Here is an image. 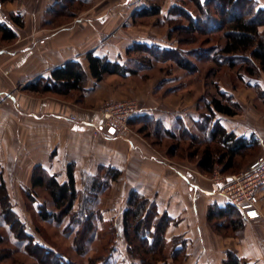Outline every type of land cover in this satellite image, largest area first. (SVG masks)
<instances>
[{"label":"rangeland","instance_id":"374dc122","mask_svg":"<svg viewBox=\"0 0 264 264\" xmlns=\"http://www.w3.org/2000/svg\"><path fill=\"white\" fill-rule=\"evenodd\" d=\"M213 1L218 2V8L223 10V12L221 11L222 15L217 18L226 14L224 9L228 11L229 7L232 10V12L231 10L228 12L229 15L225 21L232 17L231 14L239 15L243 9L248 7L246 5L232 9V6H228L229 0ZM253 1L257 6L264 7V0ZM139 2L140 5L145 4L149 10L159 7L160 13L136 19L130 17L128 23H131L132 26L136 25L137 28L130 31L129 36H145L148 45L161 44L180 48L178 53L195 62L198 70L196 73L183 70L174 61L165 60L169 56H161L163 61L156 60L150 64L147 62L153 59L152 55H149L150 53L134 52L130 55L131 58L139 60L143 65L141 64L142 70L139 74L124 77L131 78L126 81L128 85L145 90L144 94L146 95L151 91L150 88H154L153 95L163 99L160 106L177 103V108L185 112L196 110L199 114L200 112L206 113L208 101L213 96L219 97L221 92L233 100L239 93L247 94L249 100L253 99L258 102L256 107L264 108L263 100L258 92L259 88L264 89L263 73L255 76H248L245 73L239 75L236 68L218 67L211 59H204L207 58V52L212 54L215 51V49H210V46L223 41L222 38H219L222 31L218 32L217 29H214L210 32L208 28L212 26V23L209 22L201 24L204 29L202 33H192L185 14L199 16L202 12L200 13L191 0H140ZM1 5L0 16H2ZM85 8L87 6L78 0L77 3L74 0H63L62 4L55 9L56 12L52 13L51 18L59 19L58 23L60 24L66 23L73 20L72 11L77 9L78 12ZM173 8L179 11H177V18L171 21L168 16ZM210 12L212 13V10ZM64 14L66 15L64 16ZM54 15L56 16L54 17ZM59 15L64 17L59 18ZM172 27H174L173 35L169 37ZM154 39H157L159 43L154 42ZM13 43H2L0 48ZM196 55L203 59H199ZM86 67L85 65L84 68ZM113 76L118 77L119 75H106L104 80L111 81ZM90 80L91 77L88 75L86 86L89 85ZM32 88L34 87L28 86L25 91L36 96L57 94L68 103L83 106L82 108H90L85 106L87 105L85 90L75 89L67 94H61L43 92L40 86H37L36 89ZM146 99L144 102L146 104H157V102H149L148 97ZM108 103H125L126 107L136 105V111L143 105L136 95L116 100L104 99L90 108L100 115V123L104 120L105 107ZM80 109L77 108V111ZM125 112L126 110H120L116 113L119 115ZM73 116L77 117L78 115L72 114L71 117ZM129 119L128 117L121 127V131L117 133L118 137L122 140L132 136L142 137L152 145L153 151L157 153L162 162L161 165L166 166L167 169H170L169 165H174L190 170L191 172L187 174L188 177L192 176L193 181L199 184L200 189L210 191L214 188L217 189L214 178L240 173L264 153V149L262 151L261 147L257 146L246 156L239 158L234 170L224 173L221 166H216L213 172L205 173L198 168V156H193L197 148L195 144H200L199 141L206 137L205 133L197 129L195 123H189L191 127L187 128L190 129V132L187 133H181L179 127L176 128V137L169 139L163 134L160 135L154 125L145 126L142 122H130ZM104 132L106 131L93 129L90 133L91 140L94 141L93 151L97 155L103 150V147L101 144L95 145V141L101 139L105 135ZM173 152L177 153L176 157L171 156ZM39 156L41 158L42 154ZM139 162L137 159L133 160L131 162L132 171H121L118 180L113 181L109 187L100 192L97 202L87 205V207L94 208L95 211L92 218L93 230L90 233H85L86 251L84 253L79 252L75 246L77 229L70 227L71 232L66 229L69 218L61 224L41 218L39 210L42 204L49 211L55 212L56 209L49 189L46 186H34V179L38 174L37 167L33 172H29V170L26 172L23 163V167L18 168L17 172H9V170L0 172V185L4 184L3 188L0 187V264H50L52 258L47 255L48 252L43 247L54 249L77 264H91V261L94 264H104V262L106 264H127L129 259L126 253L127 241L124 236L123 213L128 206L129 194L134 189L152 200L161 214L166 212L173 218L166 233L167 244L164 247L166 262L159 264H224L228 251L240 252L238 247L235 249V243L241 242L243 249L246 247L247 250H250L249 241L245 239L247 230L254 231L261 236V227L256 225L246 224L237 230L231 225L229 217L209 219L208 213L211 204H213L210 197L202 194L201 191L192 194L189 189L191 185L189 181H183L179 175L182 172L168 170V172H145L148 167L153 165L146 162V169L143 171L142 163ZM101 166H98L97 172L76 169L78 171L75 172L76 185L81 193L91 194L94 178L105 172L100 171ZM46 171L48 170L46 169ZM47 173L56 175L60 182L67 180V172L48 171ZM28 192L32 194L30 198ZM194 205H197L199 210L194 211ZM81 206L82 204L77 201L75 209H81ZM9 209L12 211L8 212ZM177 244H183L186 252L178 255L177 261H174L173 253ZM253 251L252 255L240 258L242 264H264V242H257L256 249Z\"/></svg>","mask_w":264,"mask_h":264},{"label":"crops","instance_id":"0c3cea01","mask_svg":"<svg viewBox=\"0 0 264 264\" xmlns=\"http://www.w3.org/2000/svg\"><path fill=\"white\" fill-rule=\"evenodd\" d=\"M62 1L15 0L1 5L2 16L3 13L6 17L10 13H20L24 26L10 23L11 27L17 28L18 39L0 48V172H17L23 163L26 172H33L38 166L49 172H67L69 164H73L74 172H78V168L97 172L99 165L130 172L133 169L131 162L137 159L142 163L143 171L146 162L153 165L145 172H182L179 175L183 181H189L192 194L201 191L210 197L211 203L224 205L226 197L217 186L211 191L201 190L192 176L188 177L190 170L174 165L168 167L172 170L167 169L161 165L152 145L142 137L132 136L122 140L116 132L106 131L101 139L95 141V145L101 144L103 150L98 155L93 151L94 141L90 133L101 124V117L90 108L104 99L116 100L136 95L143 105L134 115L152 117L168 129H176L179 123L191 127L189 123L200 119L198 111L185 112L177 108V103L160 106L163 99L153 95L154 88H150L146 95L145 90L128 85L126 81L131 78L119 76H113L111 81L97 82L88 73L91 80L85 92V106L90 108L68 103L57 94L36 96L25 91L31 82L40 77L50 78L56 67L69 61H79L83 67L86 65L88 72L89 52L122 63L128 48L146 44L145 36L128 34L137 28L128 23V19L136 9L145 6L140 5V0H78L87 8L72 11L73 20L60 24L59 19L51 18V15ZM74 1L77 3V0ZM64 16L59 15V18ZM154 42L159 43L157 39ZM147 97L149 102L157 104L144 103ZM235 101L242 107L241 114L233 117L220 115L219 119L238 136L255 135L257 146L263 151L264 108L256 107L258 102L249 100L243 93H239ZM77 108H81L80 111ZM72 114L78 115V120L77 117L73 120ZM259 195L263 216L247 224L261 227L262 234L259 236L254 231H246L245 239L249 241L250 250L243 249L241 242L235 243V249H240L237 253L240 258L252 255L257 242H264V188ZM197 208V205L193 206L194 211L199 210Z\"/></svg>","mask_w":264,"mask_h":264},{"label":"trees","instance_id":"16d2710c","mask_svg":"<svg viewBox=\"0 0 264 264\" xmlns=\"http://www.w3.org/2000/svg\"><path fill=\"white\" fill-rule=\"evenodd\" d=\"M11 1L15 0H0V5ZM191 1L200 13L202 12L199 16L185 14V17L189 20V27L192 33H202L204 29L201 24L209 22L212 23V26L208 28L210 32L214 29H217L216 31L218 32L222 31V35L219 38H222L223 41L210 46V49H215V51L212 54L207 52V58L204 59H211L218 67L236 68L239 75H242V73L248 76H255L259 73L264 74V7L257 6L253 0H229L228 6H232V9L245 7L246 5L248 7L243 9L239 15L230 13L232 17L225 21L229 15L228 12L231 10L229 7L227 8L228 11L224 9L226 14L217 18L222 15L221 11L223 12L222 9L218 8V2L213 0ZM211 10L212 13L210 12ZM177 11L174 8L170 10L168 18L171 21L177 18ZM159 13V7L149 10L144 6L136 9L132 17L136 19ZM10 23L17 27H23V16L20 13H10L7 17L4 16V21L0 22V45L2 43H12L18 39L17 28L15 26L11 27ZM173 31L174 27L169 31V37H172ZM178 49L180 48L161 44L133 46L127 49V57L122 63L111 61L108 57L89 52L87 54L89 62L88 72L79 61H69L62 66L56 67L52 71L50 78L40 77L31 82L29 86L34 87L32 89L40 86L43 92L61 94H67L75 89L87 91L86 82L89 74L97 82L104 80L106 75L127 77L139 74L143 63L131 58L130 55L134 52L150 53L149 55H152L151 57L153 58L147 61L150 64L156 60L163 61L161 56H169L165 60L174 61L183 70L196 73L198 66L189 58L181 56L178 53ZM196 57L203 59L198 55ZM259 89V96L264 101V89ZM206 108L207 112H200V119L194 122L197 129L205 133L206 137L199 141L200 144H195L197 148L193 156H198L197 164L200 171L211 173L216 166H221L222 171L227 173L235 169L239 158L246 156L249 151L257 147L258 139L255 135L251 137L238 136L234 131H229L219 119V115L233 117L242 112L241 105L235 100L226 97L224 93H219V97L213 96L208 101ZM129 120L135 123L142 122L145 126L154 125L160 135L163 134L169 139L176 137V129H168L160 121L154 120L152 117L145 116L140 118L134 115ZM178 127L181 133L190 132V129L184 123H179ZM201 147L203 148L201 149ZM171 156L176 157L177 153L173 152ZM37 169L38 174L34 179V186H46L49 189L56 209L55 212L49 211L42 204L39 210L41 218L45 221L57 222L58 224L64 223L65 219L69 218L66 229L70 232V227L77 229L75 246L79 252L84 253L86 251L84 246L86 244L85 233H90L93 230L92 218L95 211L94 208H91V206L87 207V205L97 202L100 192L104 188L109 187L113 181L118 180L121 176V170L112 166L102 165L100 171H105L104 174L101 173V175L94 178L90 190L91 194L85 195L77 188L73 164H69L67 180L64 182H60L56 175L48 174V171L42 166H38ZM0 187L3 188L4 184H1ZM30 195L32 194L28 192L29 198ZM77 201L82 204L81 209L78 210L75 209ZM127 203L128 206L123 213V229L125 240L127 241L126 253L129 259L127 264L165 263L166 233L173 222V218L166 212L161 214L156 204L136 189L130 192ZM10 211L12 209H9L8 212ZM221 217H229L231 225L236 227L237 230L247 224L243 213L227 199L224 205L211 204L208 213L209 219ZM175 240L177 241V239ZM43 248L47 250V255L52 258L50 264H77L54 249ZM185 252L184 245L177 244L173 253L174 261H177L178 255ZM91 264H94V262L91 261ZM104 264L106 263L104 262ZM224 264H242V261L235 251H228Z\"/></svg>","mask_w":264,"mask_h":264},{"label":"built area","instance_id":"2783aa9c","mask_svg":"<svg viewBox=\"0 0 264 264\" xmlns=\"http://www.w3.org/2000/svg\"><path fill=\"white\" fill-rule=\"evenodd\" d=\"M3 21L4 17L0 16V22ZM136 107V105L126 107L125 103H108L105 107L104 120L95 130L109 131L110 128H114L116 133L120 132L128 117L135 114ZM120 110L126 112L117 115L116 112ZM71 118L76 119L75 116ZM214 179L218 191L243 213L247 221L262 218L259 192L264 188V153L240 173Z\"/></svg>","mask_w":264,"mask_h":264},{"label":"water","instance_id":"95a60500","mask_svg":"<svg viewBox=\"0 0 264 264\" xmlns=\"http://www.w3.org/2000/svg\"><path fill=\"white\" fill-rule=\"evenodd\" d=\"M111 133H114L115 132V129L114 128H110L109 130Z\"/></svg>","mask_w":264,"mask_h":264}]
</instances>
